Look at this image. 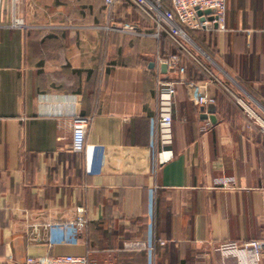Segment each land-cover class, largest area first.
<instances>
[{"label":"crops","instance_id":"0c3cea01","mask_svg":"<svg viewBox=\"0 0 264 264\" xmlns=\"http://www.w3.org/2000/svg\"><path fill=\"white\" fill-rule=\"evenodd\" d=\"M0 20V264H264L219 249L264 238V126L243 106L264 121V0H226L224 31L187 32L189 53L127 3L0 0ZM170 55L214 104H194ZM160 80L176 83L166 146ZM72 111L89 118L82 154ZM79 207L80 243L50 246Z\"/></svg>","mask_w":264,"mask_h":264},{"label":"built area","instance_id":"2783aa9c","mask_svg":"<svg viewBox=\"0 0 264 264\" xmlns=\"http://www.w3.org/2000/svg\"><path fill=\"white\" fill-rule=\"evenodd\" d=\"M18 0H12L13 5ZM108 9L114 8L120 3H127L137 8L143 16L147 17L154 28L151 35L159 38L164 34L178 44L182 50L189 53L184 43H189L190 39L188 31L207 30L209 25L216 24L217 30L224 31L226 0H104ZM205 11H210V15H205ZM198 13H201L199 15ZM212 18L209 20V18ZM5 26L1 23L0 27ZM7 26V25H6ZM15 29H25L24 22L13 16L10 24L7 26ZM110 29V28H109ZM120 30V29H118ZM161 63H164L170 70H175L181 76V83H184L190 94V98L196 106H206L214 104V99L206 93V86L202 83L184 81V66L179 55H170L168 57H158ZM174 81L158 82L159 87H165L166 90L161 91L158 99V126L160 130V141L163 146L170 145L172 140V112H173V96L175 93ZM245 112L249 118L264 126L262 121L251 109L243 105ZM72 127V151L82 154L86 149V131L89 125V118L80 116L75 111L71 115ZM224 188H233L229 183H222ZM88 219L85 210L82 207L76 209V217L74 220L51 225L50 228L53 236L50 239L52 245H77L81 241ZM163 244V243H162ZM136 248H146L143 242L133 244ZM223 252L232 253L238 249H242L251 253L255 262H259L262 254H264V238L260 240L228 243L219 247ZM24 264H94L85 256H44V257H28Z\"/></svg>","mask_w":264,"mask_h":264},{"label":"water","instance_id":"95a60500","mask_svg":"<svg viewBox=\"0 0 264 264\" xmlns=\"http://www.w3.org/2000/svg\"><path fill=\"white\" fill-rule=\"evenodd\" d=\"M198 14L201 15V13H198ZM204 14L210 15V11H205ZM211 19L212 18L210 17L209 20H211ZM210 28L217 29V25L216 24L209 25L208 29H210ZM164 67H166V66L164 65ZM204 119H209V121H211L212 123H214V121H215L213 116H208V115H204Z\"/></svg>","mask_w":264,"mask_h":264},{"label":"trees","instance_id":"16d2710c","mask_svg":"<svg viewBox=\"0 0 264 264\" xmlns=\"http://www.w3.org/2000/svg\"><path fill=\"white\" fill-rule=\"evenodd\" d=\"M189 32H194V31H188V33H189Z\"/></svg>","mask_w":264,"mask_h":264}]
</instances>
